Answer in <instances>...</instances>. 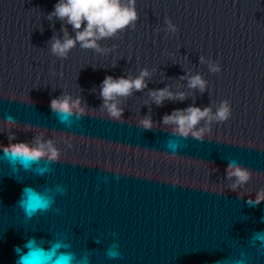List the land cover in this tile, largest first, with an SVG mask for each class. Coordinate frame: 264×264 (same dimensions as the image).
<instances>
[{"label":"clouds","instance_id":"clouds-1","mask_svg":"<svg viewBox=\"0 0 264 264\" xmlns=\"http://www.w3.org/2000/svg\"><path fill=\"white\" fill-rule=\"evenodd\" d=\"M136 0H57L54 4L53 11L48 14V19L53 17L64 22L61 31L63 38L53 36L50 42L51 53L61 59H66L69 52L79 44L82 49H94L97 52L104 51L101 49L97 41L111 38L128 28H135V22L138 15L135 9ZM70 25L75 36L69 35L67 27ZM170 29L174 32L176 29L169 22ZM210 70L215 72L219 69L210 66ZM147 69L140 71L135 78L120 76L113 77L106 75L100 84L99 96L102 100L101 108L106 110L108 115L115 120H120L123 116L124 109L119 106V98H127L133 92H142L148 87L146 77H149ZM189 87L199 88L201 91L205 89V81L199 76H193L189 79ZM151 102L157 107L163 105L165 100H183V93H173L166 86L164 88L153 89L149 92ZM87 104H82L81 97L73 98L71 94L62 93L59 97L50 101V110L58 118L60 123L71 126L75 117L76 120L86 115ZM231 115L227 102H223L212 114L209 107L201 109L196 106H189L183 109H174L171 114H165L162 123L173 126V135H178L187 139L191 135L196 140L203 139L205 128L197 129V125L202 121L210 122L212 119L218 121H226ZM8 124H15L16 120L11 115L6 116ZM144 130L153 128V120L151 116H146L140 122ZM210 130V129H209ZM9 144L7 146L0 144V161L7 162L11 167L13 175L18 177V173L22 168L25 172L34 171L38 176H44L45 173L51 171L49 164L58 161L59 151L54 146L52 140H43L34 137L31 142H15L14 134L8 137ZM168 148L175 154L179 147L178 141L169 140ZM41 161L44 165L41 166ZM35 165V168L33 166ZM227 178L233 179L231 189L235 191L238 187L246 184L251 173L246 168L240 167L235 160L228 163L226 170ZM175 186V184L173 185ZM57 191L63 193V189L57 186ZM50 189L43 192L37 191L34 187L25 186L22 189L20 199L17 205L23 210L26 220H30L38 213L48 211L54 203V198L49 195ZM264 201V191H259L254 200L247 201L249 207H257ZM264 222V218H262ZM253 241L259 240L261 246L264 247V231L254 233ZM45 241L41 239L39 242L35 237L29 238L24 243L23 248L16 246L14 251L18 257L15 264H88L87 257L81 261H77L75 254L69 251H61L68 249L70 245L64 244L62 241H48L50 247L45 248ZM113 245L107 252L109 258H116L120 255ZM24 249H27L25 252ZM264 254V253H262ZM243 255V254H242ZM216 264H233V262L220 260ZM234 264H246L244 260L235 261Z\"/></svg>","mask_w":264,"mask_h":264}]
</instances>
